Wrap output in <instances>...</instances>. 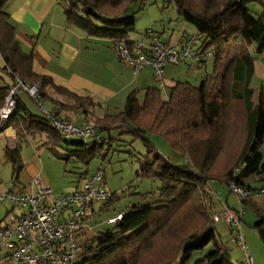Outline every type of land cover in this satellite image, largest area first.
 Here are the masks:
<instances>
[{
	"label": "trees",
	"instance_id": "1",
	"mask_svg": "<svg viewBox=\"0 0 264 264\" xmlns=\"http://www.w3.org/2000/svg\"><path fill=\"white\" fill-rule=\"evenodd\" d=\"M10 1L0 0V61L3 63H0V69L13 83L15 77H19L26 85L39 87L42 101L45 98L55 107L60 105L58 112L61 109L74 113L82 111L87 120L92 114L90 108L96 106L91 99L61 89L51 78L34 72V56L22 50L10 22L7 13ZM173 1L180 20L197 30L200 63L206 64L204 58H208L209 52L214 59V74L208 75L200 88L177 82L171 88L168 100H164L163 92L156 88L147 91L144 102L136 91L133 92L123 111L94 119L97 133L89 137L94 139L92 144L65 140L52 128L50 119L32 114L20 96L16 114L5 126L13 127L18 136V146L6 150L16 179L25 168L21 145L31 138L45 137V146L53 150L64 149V144L75 147L76 150H69L67 156L58 155V158L68 163L73 157H79L86 165H90L104 148L106 141L102 136L114 129H126L141 138L150 149L138 176L158 179L162 183L161 201L121 213L124 215L122 221L110 225L112 227L91 244L84 245L79 257L82 261L78 264H143L144 252H155V239L171 233L176 238L179 236L178 247L172 256L157 255L154 264H187L196 252H203L210 246L209 253L196 264H233L212 218L217 213L213 184L229 186L234 182L247 191H258L257 184L264 183L261 153L264 95L262 93L258 105L252 86L257 55L264 50V0L247 2L256 3L260 7L259 13L253 12L244 0H224V3L219 0ZM135 2L137 0H65L63 5L70 25L89 37L112 41L119 56L118 45L123 40H130V34L136 31L135 17L129 15ZM233 44H238L239 48L225 61L227 50ZM221 66L220 75L218 69ZM12 85L0 88V108ZM48 89L67 98L70 104L52 100ZM52 115L68 121L59 113ZM148 135L163 138L184 157L185 165L175 166L162 155L151 159L150 155L156 149ZM207 186L212 191L208 192ZM117 197L112 193V199L105 202L100 212L110 208ZM241 202L243 208L257 204L251 198ZM181 218L182 224H188L189 219L198 224L194 232L187 229L189 226L181 230ZM257 228L264 242V217Z\"/></svg>",
	"mask_w": 264,
	"mask_h": 264
},
{
	"label": "rangeland",
	"instance_id": "2",
	"mask_svg": "<svg viewBox=\"0 0 264 264\" xmlns=\"http://www.w3.org/2000/svg\"><path fill=\"white\" fill-rule=\"evenodd\" d=\"M219 3H224V0H219ZM246 5L249 6L253 12H260V7L256 3H247ZM129 15L135 17L136 21V31L130 34L131 41L142 40L149 31H152L154 35L158 37L162 34L161 38L166 40L171 31L182 30L186 25L191 26V24L179 20L178 9L173 0H137V2L131 5ZM255 17H257V15ZM191 34V32L183 33L182 36L185 35L184 37L188 39L190 37L187 36ZM195 34H197V32ZM178 47H180V45ZM238 48V44L231 45L225 55V61L226 58L229 55H233ZM204 59L206 61L204 65L195 59L186 61L180 65H168L167 69H165V76L167 78L168 75L170 81L165 80V84H168V86L162 91L164 96L166 97L168 93H171V88L175 84L172 78H175V81L189 83L196 88H200L202 86V81L208 75L214 74L215 67L213 58ZM0 63L3 65L2 61H0ZM222 67L223 66L218 69L220 75L222 73ZM11 82L12 80L10 77L4 74L0 69V87ZM253 88L255 90L254 100L259 105L258 102H260L262 93L264 95V81H262L261 84H257V80H254ZM145 94L146 93L143 92L142 95H140L141 102H144ZM24 96L25 104L32 114L41 117H47L48 113L54 114L51 102L48 99L44 98L42 105H39L27 94ZM55 112L57 113V111ZM71 112L74 113L75 111L71 110ZM95 121L96 120L91 117L86 120V122L92 125H96ZM102 138L106 141V144L104 148L98 152V156L90 161V165H86L79 157H73L74 159L70 158L71 162L68 163L58 158V155L67 156L69 150H76L75 147L64 144V149L58 148L53 150L42 147L46 140L44 137H36L27 140L22 145L21 151L25 170L21 173L18 183L13 182L11 178L5 182L9 190L6 189L4 192L8 193L11 191L15 194L21 190L31 192L35 180L40 179L41 185L39 187L51 188L54 190L55 196L58 197L63 194L74 193L81 190L88 178L94 177L98 171L101 172L104 174L103 183L105 184V188L118 197L112 206L104 212L100 211L104 207L105 202L96 203L94 205V210L92 209L90 211L88 218L83 222L84 236L82 237V242L84 245L91 244L101 233L112 227L108 224V219L110 217L120 212L128 213L135 207L156 205L161 201L160 189L162 188V183L158 179L140 178L138 176L142 166L145 164V158L149 155L150 149L147 144L141 138L135 137L133 134L127 132L126 129L123 130V128L114 129L110 134H104ZM148 139L156 149V152L150 155L151 159L157 157V155H162L165 160L175 166L182 167L185 165L186 160L184 157L174 151L163 138L148 135ZM71 142L92 144L94 139L88 137L81 141L76 138L71 140ZM261 153L264 162V145L262 146ZM225 157H227V155ZM0 161H4V163L7 164L9 163V161L4 158H1ZM5 168L8 169L6 166ZM35 187L38 188L37 186ZM213 188L215 190V211L219 214L222 213V203L227 205L225 201L229 199L230 207L241 214L239 233H241L245 239L248 253L256 264H264V242L257 228V225L262 222V217H264V196L256 200L257 204L254 207L246 205L243 208L240 205L238 197L231 191L229 186L222 185L221 183H214ZM257 188L262 190L264 188V183L257 184ZM206 189L208 192L212 191L208 186ZM5 193L0 194L1 226L11 224V219L5 217L8 211L14 210L13 212L15 215L20 214V211L14 207L15 205L11 201H1V196ZM182 218L180 219V225L183 221ZM186 223L188 224L181 225V230L185 226H189L187 229L190 232H194V229L198 226L197 223L193 222V219H189ZM216 228L218 235L221 236L222 244L229 251L232 263L246 264V251L234 241L236 238L234 229L224 220L217 223ZM178 237L176 238V235L173 233L168 236H158L155 239V252H144L143 256L145 263L143 264H154L158 259L157 255L160 253L161 255L166 254L165 256H172L173 252L178 247ZM210 248L211 246L203 252H196L187 264H196L198 260L209 253ZM10 255V251L0 250V264H19L14 261ZM81 261V258H78L74 264H78Z\"/></svg>",
	"mask_w": 264,
	"mask_h": 264
},
{
	"label": "built area",
	"instance_id": "3",
	"mask_svg": "<svg viewBox=\"0 0 264 264\" xmlns=\"http://www.w3.org/2000/svg\"><path fill=\"white\" fill-rule=\"evenodd\" d=\"M199 44V36H193L180 47H169L160 37L149 31L142 40H123L117 48L119 58L132 68L134 75L147 68L152 69L158 88L163 91L166 88V67L194 59L200 62L202 59L198 52ZM207 56L211 58L212 54L208 53ZM21 94H27L42 105L39 88L26 85L19 77H15L9 95L0 108V134L15 116ZM164 100H168V96ZM47 118L51 120L52 128L67 141L94 137L97 133L95 127L86 121L78 124L76 121L55 118L52 114ZM103 180L104 174L98 172L86 180L81 190L58 197L51 188L39 187L40 179H36L33 184V188L38 187L35 191L32 188L31 192L3 194L1 201H11L20 214L10 213L7 218L11 219V224L0 225V250L10 251L11 258L19 264H73L84 249L83 222L96 203L112 199V193L105 188ZM229 186L240 204L243 199L257 200L264 196V188L247 191L234 182ZM123 217V214H117L108 220V224L115 225ZM212 218L215 223L224 220L234 229V241L246 251V264H256L247 251L243 235L239 233L241 214L224 206L223 212L214 213Z\"/></svg>",
	"mask_w": 264,
	"mask_h": 264
},
{
	"label": "crops",
	"instance_id": "4",
	"mask_svg": "<svg viewBox=\"0 0 264 264\" xmlns=\"http://www.w3.org/2000/svg\"><path fill=\"white\" fill-rule=\"evenodd\" d=\"M64 1L11 0L7 6L10 22L15 28L16 39L26 54L32 53L34 56L33 70L37 75L51 78L57 87L74 95L91 99L96 105L95 108H90L92 113L90 116L93 119L107 113L116 114L123 111L129 95L135 91L140 99L143 92L147 93L149 89H158V82L152 69L147 68L134 75L132 68L119 58L112 41L89 37L81 29L70 25L65 15ZM244 1L245 4L248 2V0ZM188 32L192 34L187 37L197 35L195 34L197 30L192 25H186L182 30L171 31L166 40L161 38L162 34L160 38L164 43L178 47L186 39L184 37L186 34L182 36L183 33ZM174 79L172 78L175 84L179 82ZM165 80H169L168 75L167 78L165 76ZM254 80H257V84L264 81V50L260 55H257L253 82ZM12 84L13 81L3 87ZM47 92L52 100L65 105L70 104L67 98L56 94L54 90L48 89ZM24 95L21 94L20 99L25 103ZM168 96H170L169 93ZM51 105L52 110L56 113L55 111L60 105L55 107L52 102ZM57 113L63 119L76 121L78 124L86 121L82 111L71 113L61 109V112L57 111ZM50 114L53 113H48V115ZM45 143L46 140L42 147L49 149L50 147L45 146ZM17 146L16 130L13 127L6 128L0 134V159L4 158L9 161L6 150L15 149ZM8 164L0 161V194L5 193L4 191L8 189L5 182L10 178L13 182L20 181L21 175L16 179L11 162L9 161ZM33 189L35 191L37 188L34 186ZM23 192L25 191L21 190L18 193ZM225 202L227 205L222 203L223 207H230L229 199ZM13 211H8L5 217H8Z\"/></svg>",
	"mask_w": 264,
	"mask_h": 264
}]
</instances>
